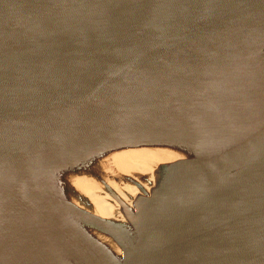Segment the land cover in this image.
Segmentation results:
<instances>
[{"label": "water", "instance_id": "water-1", "mask_svg": "<svg viewBox=\"0 0 264 264\" xmlns=\"http://www.w3.org/2000/svg\"><path fill=\"white\" fill-rule=\"evenodd\" d=\"M143 146L191 154L100 172L123 222L61 194ZM0 264H264V0H0Z\"/></svg>", "mask_w": 264, "mask_h": 264}, {"label": "bare ground", "instance_id": "bare-ground-1", "mask_svg": "<svg viewBox=\"0 0 264 264\" xmlns=\"http://www.w3.org/2000/svg\"><path fill=\"white\" fill-rule=\"evenodd\" d=\"M190 154L187 149L179 147L117 148L114 151L90 157L73 169L64 171L59 178L60 191L64 198L74 201L76 205L86 211L123 222L124 217L119 211L120 204L103 190L99 173L101 172L105 181L131 205L132 199L142 191L132 183L117 181L112 175L134 177L149 191L155 185V171L164 162ZM82 228L91 237L109 247L112 254L119 257L121 249L108 235L88 225L82 226ZM47 240L52 246L58 245L51 237H47ZM64 256L66 257L65 254ZM68 259L72 262L70 258Z\"/></svg>", "mask_w": 264, "mask_h": 264}]
</instances>
